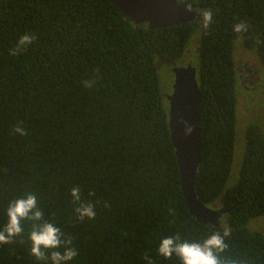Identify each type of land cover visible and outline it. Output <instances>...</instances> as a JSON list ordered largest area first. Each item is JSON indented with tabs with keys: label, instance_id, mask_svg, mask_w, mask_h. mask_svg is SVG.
<instances>
[{
	"label": "trees",
	"instance_id": "16d2710c",
	"mask_svg": "<svg viewBox=\"0 0 264 264\" xmlns=\"http://www.w3.org/2000/svg\"><path fill=\"white\" fill-rule=\"evenodd\" d=\"M191 5V7H189ZM211 9L198 20L150 29L110 0H0V230L13 201L35 194L41 221H22L23 233L0 245V264H52L31 254L33 226L52 223L78 255L68 264H182L158 253L163 238L203 244L223 234L221 264H264V134L247 128L240 178L233 175L237 127L236 47L256 48L264 65V0H181ZM245 22L247 32L234 25ZM24 34L27 51L13 56ZM242 41L235 43L237 38ZM202 89V156L196 190L206 205L228 209L219 226L190 211L181 185L159 71L190 46ZM197 60L199 65L197 66ZM173 72V71H172ZM95 80L91 88L85 81ZM167 101V99H166ZM19 126L26 135L15 132ZM81 201L94 219H79Z\"/></svg>",
	"mask_w": 264,
	"mask_h": 264
},
{
	"label": "water",
	"instance_id": "95a60500",
	"mask_svg": "<svg viewBox=\"0 0 264 264\" xmlns=\"http://www.w3.org/2000/svg\"><path fill=\"white\" fill-rule=\"evenodd\" d=\"M134 23H147L150 29L202 20V12L180 7L181 0H110ZM174 83L169 101V126L176 148L181 185L191 213L206 225L219 226L226 207L215 209L197 194L196 178L202 156V89L197 67L173 62Z\"/></svg>",
	"mask_w": 264,
	"mask_h": 264
},
{
	"label": "clouds",
	"instance_id": "9594fccd",
	"mask_svg": "<svg viewBox=\"0 0 264 264\" xmlns=\"http://www.w3.org/2000/svg\"><path fill=\"white\" fill-rule=\"evenodd\" d=\"M191 7V5H189ZM202 26L208 29L213 22V11L211 9L202 12ZM233 30L236 33L247 32L248 25L245 22H240L234 25ZM37 37L35 34H24L17 41L15 47L11 49V55L16 56L25 51L27 47L34 44ZM95 80L85 81V87L91 88ZM15 132L20 135H26L27 132L24 128L17 126ZM71 195L76 204L75 211L80 220L85 217L94 219L96 212L94 205L91 203H84L81 201L80 189L74 187L71 190ZM8 222L3 230H0V245L9 244L13 242V238L23 233L22 221L32 220L41 221L43 213L38 207L37 197L35 194H28L26 197L16 199L10 203L7 209ZM223 234L216 232L212 234L203 244L189 243L187 241L180 242V238L166 237L163 238L158 247V253L165 257L171 258L173 255L179 257L182 264H221L217 256V252H223L227 244L225 237L230 234V229L227 224H222ZM63 233L61 230L52 223H41L33 226L30 232L31 241V254L37 259L46 260L48 257L44 250L59 249L62 244L64 246L63 252L52 251L51 262L52 264H68L77 255L78 252L74 247H71V239H64L62 241Z\"/></svg>",
	"mask_w": 264,
	"mask_h": 264
},
{
	"label": "rangeland",
	"instance_id": "374dc122",
	"mask_svg": "<svg viewBox=\"0 0 264 264\" xmlns=\"http://www.w3.org/2000/svg\"><path fill=\"white\" fill-rule=\"evenodd\" d=\"M242 41V37L237 38L235 41ZM243 42V41H242ZM236 47V62L238 65H246L249 69L258 71V78L254 82L253 86L249 82H246L248 89L237 83V127H236V150L235 161L233 168V175L229 179L228 186L236 184L240 178V169L245 156L246 151V136L247 128L250 123L256 122L260 125L262 133L264 134V65L257 57L253 50L247 49L241 42L237 43ZM198 49L192 45L188 48L184 57L189 61H194L192 58H196ZM197 60V66L199 65ZM185 62L180 61L179 65H185ZM200 71L197 70V74ZM160 82L162 87L163 96L165 97V103L168 104V96L171 94L174 83V74L169 64H166L160 71ZM251 87V88H250ZM167 99V101H166ZM248 227L255 231H264V216H259L251 219L248 223Z\"/></svg>",
	"mask_w": 264,
	"mask_h": 264
},
{
	"label": "flooded vegetation",
	"instance_id": "af4514ba",
	"mask_svg": "<svg viewBox=\"0 0 264 264\" xmlns=\"http://www.w3.org/2000/svg\"><path fill=\"white\" fill-rule=\"evenodd\" d=\"M189 59L190 58L187 59L186 57H183L181 60L175 61V62L178 66H188L191 63L195 64L194 61H189ZM180 61L185 62L186 64L185 65H179ZM173 66H174L173 64L172 65L170 64L171 70L173 69ZM243 67H245V68H242V66H240V65L237 67V76H238L237 78H238L239 82L242 83V85H244V87L248 89L249 87L246 85V82H249L253 86L254 82L259 77L258 71L251 69V68L249 69L246 65H243Z\"/></svg>",
	"mask_w": 264,
	"mask_h": 264
}]
</instances>
